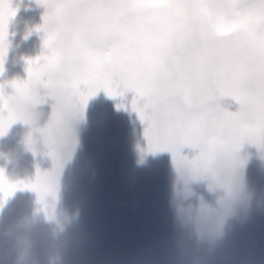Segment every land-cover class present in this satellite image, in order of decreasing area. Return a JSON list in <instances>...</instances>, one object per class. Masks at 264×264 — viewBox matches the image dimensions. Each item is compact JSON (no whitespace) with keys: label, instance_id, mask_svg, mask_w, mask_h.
<instances>
[{"label":"snow or ice","instance_id":"6c2138e0","mask_svg":"<svg viewBox=\"0 0 264 264\" xmlns=\"http://www.w3.org/2000/svg\"><path fill=\"white\" fill-rule=\"evenodd\" d=\"M48 11L40 55L26 59V79L12 80L14 92L0 86V133L17 119L16 106L31 93L56 103L49 124L74 96L80 113L88 96L103 88L109 96L134 93L132 107L146 122L152 150L177 155L182 145L227 157L247 140L264 147V0H38ZM234 7L233 18L220 10ZM16 8L0 0V65L7 29ZM222 29L212 39L201 21ZM55 84V88H53ZM42 90V91H41ZM231 96L235 112L219 100ZM139 101V103H137ZM36 171L34 180L9 181L0 172V193L34 190L54 194L62 163Z\"/></svg>","mask_w":264,"mask_h":264},{"label":"rangeland","instance_id":"374dc122","mask_svg":"<svg viewBox=\"0 0 264 264\" xmlns=\"http://www.w3.org/2000/svg\"><path fill=\"white\" fill-rule=\"evenodd\" d=\"M16 8L9 23L18 30L12 42L7 44L0 65V86L5 95L14 89L11 81L26 79V59L41 54L44 32L36 26L43 23L48 11L38 0H9ZM42 91V90H41ZM131 89L122 95L109 96L103 88L88 96L82 113L75 110L77 122L71 146L62 150V166L59 168L54 194L49 192L40 200L37 193L27 187L15 188L10 194L0 193V253L3 264L14 260L15 264H42L41 250L48 242L66 233L73 221L81 217L84 208L85 185L93 173L113 174L138 162L148 154L160 167L157 180L165 193L168 205L166 228L156 239L159 249L156 264H192L196 256L213 248V238L225 218L226 198L238 184V172L252 169L257 181L258 198L252 209L239 214L235 225V245L250 264L260 258L264 264V147L248 148L245 145L224 158L226 175L217 182L213 176L197 170L200 149L182 145L173 157L167 148L152 150L145 135L146 122L141 121L130 103ZM37 103V117L31 127L49 125L53 105L51 96L41 93ZM105 108L123 110L126 132L119 135L101 125V112ZM223 108L235 112L239 105L228 96L220 102ZM101 106V107H99ZM98 108H101L98 116ZM45 112H48V120ZM99 117V120H98ZM16 119L0 133V172L9 181L34 180L36 171L50 172L53 169L52 150L45 147L40 151L26 149L23 138L31 131ZM64 139V132L57 141ZM53 153V152H52ZM143 162V161H142ZM160 163V164H159ZM58 206L64 207L58 214ZM82 219V217L80 218ZM100 231H88L92 236ZM96 236L94 246L99 242ZM28 242L27 254L21 255L17 239ZM45 246V247H44ZM83 250L89 255L91 245ZM209 248V249H208Z\"/></svg>","mask_w":264,"mask_h":264},{"label":"water","instance_id":"95a60500","mask_svg":"<svg viewBox=\"0 0 264 264\" xmlns=\"http://www.w3.org/2000/svg\"><path fill=\"white\" fill-rule=\"evenodd\" d=\"M7 41L16 34L8 24ZM134 93L130 102L132 104ZM227 96L220 98L219 102ZM139 103V101H137ZM48 120V112H45ZM102 125L110 132L123 135L126 131L123 110L106 109L102 112ZM76 116L71 121L70 130L64 132L60 143L62 150L71 146L74 136ZM242 145L254 148L255 143L245 140ZM237 186L229 194L226 205L225 225L215 239V264H245L243 256L235 248V220L241 211H248L257 200L254 170L246 169L236 175ZM167 204L164 193L154 180L144 181L140 167H132L114 174H95L87 183L86 205L82 211L84 223L73 229L62 241H55L45 252L48 264H54L51 256L65 246L90 225H108V240L115 245L104 247L98 261L89 264H128L129 246L135 242L157 239L166 226ZM157 255V249H156ZM252 264H262L255 259Z\"/></svg>","mask_w":264,"mask_h":264},{"label":"flooded vegetation","instance_id":"af4514ba","mask_svg":"<svg viewBox=\"0 0 264 264\" xmlns=\"http://www.w3.org/2000/svg\"><path fill=\"white\" fill-rule=\"evenodd\" d=\"M142 155L144 156V158L138 159L139 160L138 162L130 165L125 169L131 168L133 166H138L141 168L142 178L144 181L154 180L157 181L158 183L157 176L158 173L160 172V167L158 166L156 171V160L154 158L149 159L148 154H142ZM85 199H86V195L84 198V204H85ZM80 218L81 217L73 221V224L66 233L56 237V239L52 240V242L49 243L47 242L45 244L46 247L44 246L45 248L42 249L40 253L42 257V264H48V259L45 252L52 246V244L55 241H62L63 237L68 235L76 227L83 224L84 221L83 219ZM109 228L110 227L108 225L88 226L73 240H71L65 246L59 248L56 252H54L51 256L52 262L54 264H89L96 262L100 258L102 249L104 247L111 248L115 244L113 240L109 241L107 238V233ZM88 231H100V232H97V234L93 232L94 233L93 237L92 236L89 237L85 234ZM98 235H100L99 242H97L96 245L94 246V241H92V239H94ZM87 245H91L93 251L89 255H84L83 250L87 249L86 247ZM158 253H159V249H158ZM128 255H129L128 264H156V259L158 257V254L156 255V238L149 241H140L133 243L132 245L129 246ZM215 255L216 252L214 247L212 248L210 246V250L209 251L207 250V252L205 253L203 252L199 253L196 256V261L193 262L192 264H214ZM0 264H3V257L1 256V253H0Z\"/></svg>","mask_w":264,"mask_h":264},{"label":"clouds","instance_id":"9594fccd","mask_svg":"<svg viewBox=\"0 0 264 264\" xmlns=\"http://www.w3.org/2000/svg\"><path fill=\"white\" fill-rule=\"evenodd\" d=\"M219 15L223 18H233L235 16L234 7L232 5L224 6ZM204 35L208 39H212L214 35L222 29V25L213 26L207 20L201 21ZM55 88V84H53ZM40 100H34L31 93L16 106L17 119L25 126L31 127L37 117L36 105ZM62 110L59 114L58 121L55 125H46L43 128L31 127V131L23 138V146L26 149L40 151L45 147H49L55 155L59 154L60 144L57 141V135L63 131L67 133L70 130L71 121L74 118L76 110V98L74 96H66L60 100ZM224 158L219 152L207 150L196 166L197 170H202L213 176V179L220 182L226 175L224 167ZM17 247L20 249L21 255L27 254V247L22 239H17ZM35 264V262H33Z\"/></svg>","mask_w":264,"mask_h":264},{"label":"bare ground","instance_id":"6f19581e","mask_svg":"<svg viewBox=\"0 0 264 264\" xmlns=\"http://www.w3.org/2000/svg\"><path fill=\"white\" fill-rule=\"evenodd\" d=\"M99 107H101V106H99ZM101 110V108H98V116H99V111ZM98 120H99V117H98ZM59 160H61L62 161V157L60 156V155H55ZM64 209V207H61V206H58V209H57V213L59 214L60 212H61V210H63ZM26 246H28V242H26V244H25ZM9 264H15V261L14 260H12V261H10L9 262Z\"/></svg>","mask_w":264,"mask_h":264}]
</instances>
